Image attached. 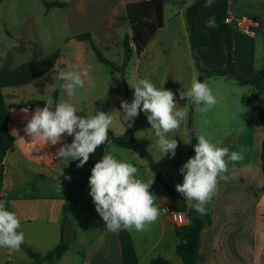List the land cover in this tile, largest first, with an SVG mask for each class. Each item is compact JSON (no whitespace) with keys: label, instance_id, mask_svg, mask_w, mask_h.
<instances>
[{"label":"crops","instance_id":"obj_1","mask_svg":"<svg viewBox=\"0 0 264 264\" xmlns=\"http://www.w3.org/2000/svg\"><path fill=\"white\" fill-rule=\"evenodd\" d=\"M195 1L168 0L164 12L165 21L167 10L170 11L172 18L178 15L185 18L187 8ZM207 2L208 0H205L197 21L198 28L207 32L209 39V46L199 51L203 69L209 70L225 65L227 53L224 40L229 31L233 32L234 37L233 57L242 74L252 77L256 71L264 69V0H211L210 7L206 6ZM228 15L235 19L247 17L256 21V25L251 27L255 34L245 35L235 23H224V18ZM166 25L167 23L161 30ZM161 30L155 34L143 54L155 42ZM186 34L190 43L187 25ZM20 40L21 38L7 39L0 36V57L5 58L10 55L14 67L27 63L35 54H38L40 58L49 56L42 51V46L37 39L31 40L38 45V48H35L30 41L22 46ZM74 40L76 39H68L67 43L70 44ZM76 41L79 43L78 48H84L87 46L86 43H89ZM57 64L68 70H71L72 65H78L81 69L89 66L84 51L78 52L74 59H69L61 53ZM2 65L3 62L0 60V67ZM199 74L203 75L200 71ZM56 75L57 73L50 71L24 87L3 90L6 103L11 107L9 130L15 142L4 160V180L0 201L5 204L10 203L12 211L20 220L21 227L18 230L23 232L24 241L38 252L47 254L62 242V237L65 238L68 250L61 260L54 264H123L118 232H110L105 228V221L97 213L90 196L89 177L91 173L87 163L83 167H77L79 160L57 157L56 152L62 146L61 143L51 145L50 143L45 144L42 140H32L23 130L34 110L40 107L29 105L30 101L51 102L52 107L60 102H69L75 106L77 115L93 116L96 101L93 97L95 83L91 71L89 70V76L84 78L85 86L83 87L90 97L88 102L80 100L75 94L68 97L62 87L64 81L58 79ZM203 81L212 88L217 104L207 112H199L196 110V105H191L190 122L196 135H205L219 146L227 147L229 153L243 149L244 158L234 166L229 163V172L226 175L235 177L232 179V191L227 197L223 221L217 233L214 234L215 238L213 235L211 237L212 254H206L201 244V251L205 256L201 264H226L224 252L234 245L233 237L240 230L248 227H251L256 240L259 239L260 234H263V243H261L259 254L256 255V261L260 258L258 264H262L261 258L264 257V173L261 157L264 123L260 121L257 108L264 106V96L260 97L251 85L236 78L203 75ZM129 89L130 101H132L130 84ZM176 102L187 113L177 133L186 135L185 123L188 119V107L182 106L177 100ZM25 108L28 109L27 113L22 111ZM109 110L110 113L113 112L114 119L116 118L120 123V127L115 124L110 127V130L117 136L135 128L134 121L131 122L132 127L129 128L127 122L122 118L120 120L114 107H110ZM122 115L121 111V117ZM143 120L141 119V129L144 132L141 134L152 135L151 127L145 126ZM14 129L17 131L16 135L13 133ZM148 139L141 142L137 138V141L152 152L162 176L172 188L174 184L170 179H173V175L168 176L166 172L164 174L160 163L163 162L172 171L178 170L181 168L178 160L179 153L176 151L174 157L171 153L164 155L158 148V138L152 135ZM187 139L186 135L185 145L190 158L192 149L188 148ZM72 141L71 136L65 135L63 138V143L71 144ZM179 149L178 144V152ZM106 152L114 154L122 161L132 163L138 169V177L144 182L154 179L150 191L156 197L155 202L161 214L147 230L131 231L139 264H151L157 258H165L173 264H183L176 254V247L179 243L175 233L176 227L170 217L162 212V208L164 204H168L178 211L187 213L194 201H187L182 195H171L158 181L148 162L131 151L110 144ZM223 181L218 184L219 187L226 182ZM245 189H253L254 192L251 197L253 209L248 216L244 215L243 208L239 206V200L243 197L233 194L239 190L244 192ZM233 202H236L238 206L235 211H230L229 207H232ZM65 212L67 224L64 225ZM208 227H211V223L206 228ZM221 237H223V242L217 244V240ZM10 263L37 264L21 249L13 252L0 248V264Z\"/></svg>","mask_w":264,"mask_h":264},{"label":"clouds","instance_id":"obj_2","mask_svg":"<svg viewBox=\"0 0 264 264\" xmlns=\"http://www.w3.org/2000/svg\"><path fill=\"white\" fill-rule=\"evenodd\" d=\"M206 6H211V0ZM52 71L64 81L62 87L68 97H72L77 88H83L84 78L89 76V69H81L78 65H72L68 70L57 64L53 65ZM132 88L134 99L120 102L122 117L116 111L120 120L122 118L130 128L131 122L143 111L158 138L160 151L164 155L171 153L174 157L178 142L169 138V133H175L181 127L187 115L184 108L178 106L171 90L157 88L149 79L138 80ZM179 95L180 99L187 97L191 100L199 112H207L217 104L209 84L195 76L190 87ZM22 111L27 113L28 109ZM112 113L96 111L93 116H79L72 103L60 102L53 108L48 102L43 108L34 110L23 130L32 140H42L51 145L61 143L56 156L79 160L77 167H83L90 155L108 141V131L113 124ZM13 133L16 135L17 131L14 129ZM65 135L73 137L71 144L63 143ZM195 136V155L180 168L183 182L177 184L175 190L185 200L194 201V210L205 215L206 205L217 194L219 181L230 178L226 175L229 163L234 166L244 158L243 149L229 153L227 147L219 146L205 135ZM137 173L138 169L132 163L122 161L109 152H105L91 169L90 196L97 213L105 221V228L110 232L145 231L161 214L156 197L150 191L154 179L144 182ZM20 227L17 214L7 210L5 202L0 201V248L13 252L20 250L24 243V234L18 231Z\"/></svg>","mask_w":264,"mask_h":264},{"label":"rangeland","instance_id":"obj_3","mask_svg":"<svg viewBox=\"0 0 264 264\" xmlns=\"http://www.w3.org/2000/svg\"><path fill=\"white\" fill-rule=\"evenodd\" d=\"M47 1L62 2L66 4V7L52 8L47 11L41 0H2L0 3V36L2 35L7 39H12V37L15 39L21 38L20 44L22 46L29 41L34 44L31 39H37L45 54L51 55L55 51L60 50L69 59H74L78 52L84 51L87 64H89L88 68L94 76L95 83L93 97L96 104L94 112L91 111L92 114L95 115L96 111L110 114V107H114L117 112L121 113L120 102L121 100H126L123 76L117 73L112 74L106 66L99 63L89 43H86L87 46L84 48H78L79 43L76 40L70 44L67 43V40L80 34L91 33L95 44L104 55L108 59L122 65L124 59L123 41L127 34L132 35L126 5L135 0ZM165 23H167L166 27L159 32L155 42L151 44L146 53L141 56L134 54L132 57L126 70V82L131 86L132 100L134 99V88L132 87L135 86L138 80L146 78L157 88L171 90L175 94L176 100L182 106L188 107L189 113L185 123V134L188 137V148L192 149L189 131L192 101L188 100L187 97L180 99L179 93L190 87L193 75L198 79H200L201 75L195 67L191 56V47L186 34V19L179 15L172 18L170 11L167 10ZM34 47L38 48V45L34 44ZM75 95L80 100L87 102L90 99L84 88H77ZM187 103L190 104L187 105ZM141 119H144L145 126L151 127L147 121L146 114L141 111L138 117L134 119L135 128L132 129L135 136L137 134V138L141 142H145L152 135L156 137L153 129L152 135L141 134V132H144L141 129ZM113 124L120 127V123L114 117ZM186 135L178 134L177 131L169 133V138L177 140L180 145L179 152L177 149L176 151L179 153L178 160L181 167L189 159L188 149L185 145ZM149 142L151 143L150 140ZM153 148L155 149V147ZM149 152L152 154L151 151ZM160 164L164 174L173 175V179L170 180L174 184L172 188L175 193L182 195L175 190V186L183 182L180 168L172 171L163 162ZM229 177L221 187L218 186L214 209L210 214L211 227L206 228L202 233L203 251L209 255L212 254L211 237L213 235V238H215L214 234L217 233L223 221L224 207L228 201L227 197L232 191L231 185L234 178L232 176ZM233 194L234 196L243 197L239 200V206L243 208L244 215L248 216L253 209V201L251 199L252 195H254L253 189H245L244 192L239 190ZM237 206V203L233 202L229 210L235 211ZM250 228L240 230L233 237L234 245L224 252L226 264L259 263L260 258L256 261V255L260 252L263 234H260L259 239L256 240ZM222 242L223 237L217 240V244ZM261 263L264 264V257L261 258Z\"/></svg>","mask_w":264,"mask_h":264},{"label":"trees","instance_id":"obj_4","mask_svg":"<svg viewBox=\"0 0 264 264\" xmlns=\"http://www.w3.org/2000/svg\"><path fill=\"white\" fill-rule=\"evenodd\" d=\"M2 0H0L1 3ZM50 11L52 8L66 7L62 2H49L41 0ZM168 0H135L126 5L132 35L127 34L123 41L124 59L122 65L108 59L104 53L95 44L91 33H84L77 35L76 40L80 42H89L91 49L94 52L99 63L106 66L112 74H121L123 76L125 87L126 101H130V89L126 82V70L129 62L134 54L141 56L148 44L152 41L155 34L165 26V6ZM205 0H196L191 4L185 13L187 29L190 36L191 56L196 68L201 74L206 76H226L236 78L241 82L251 85L260 97L264 96V69L256 71L252 77L244 76L238 68L237 63L233 57L234 37L233 32L229 31L225 37L224 43L227 53V61L225 65L219 68H212L204 70L202 67L199 51L209 46V39L207 32L201 31L197 26L200 12L204 6ZM61 56V51L57 50L51 55L40 58L38 54L20 66L14 67L13 59L10 55L5 58L0 57L3 65L0 67V196L2 192V184L4 180V160L8 150L15 142L14 136L9 130V123L11 117V107L6 103V98L3 90L6 88H19L31 84L43 75L52 71L53 65H56ZM46 101H30L29 105L44 107ZM194 106L193 103H191ZM56 104L53 106V108ZM260 121L264 123V106L257 108ZM108 141L99 147L94 154L90 155L87 161L88 168L91 169L95 163L99 161L103 154L107 151L108 146L114 145L121 149H126L138 155L141 159L146 160L150 168L156 174L158 181L165 187L171 195L177 196L167 181L162 176L160 168L152 154L144 146L140 145L136 139L133 129H129L125 134L117 136L112 130L108 131ZM193 157L194 150H190ZM261 165L264 173V142L262 146ZM221 181H219L220 183ZM216 195L206 205V214L201 215L194 210L192 205L188 208L187 216L189 223L186 226L176 227L175 233L179 240L176 247V254L182 260L183 264H201L205 260V256L201 251L202 233L204 229L210 225V214L213 211ZM195 203V202H194ZM7 210L12 211L10 203L6 202ZM67 224L66 212L64 213V222ZM19 231V230H18ZM122 262L123 264H139V257L136 251L134 240L130 231L121 230L118 232ZM31 259L37 264H54L61 260L66 251L68 244L65 238L62 237V242L47 254H42L27 244L25 241L20 247ZM151 264H173L165 258L154 259Z\"/></svg>","mask_w":264,"mask_h":264},{"label":"built area","instance_id":"obj_5","mask_svg":"<svg viewBox=\"0 0 264 264\" xmlns=\"http://www.w3.org/2000/svg\"><path fill=\"white\" fill-rule=\"evenodd\" d=\"M224 23L233 24L235 23L240 31L245 35H254L255 33L252 31V26L256 25V21L251 20L247 17L235 19L232 16L228 15L224 18ZM167 209V210H165ZM162 212L168 215L175 225V227L186 226L189 223V219L186 212L178 211L173 208V206L164 204L162 208ZM15 264V263H10Z\"/></svg>","mask_w":264,"mask_h":264},{"label":"water","instance_id":"obj_6","mask_svg":"<svg viewBox=\"0 0 264 264\" xmlns=\"http://www.w3.org/2000/svg\"><path fill=\"white\" fill-rule=\"evenodd\" d=\"M201 82L203 81V75H201L200 76V79H199ZM189 131H190V138H191V148L192 149H194V146L196 145V143H197V139H196V136H195V134H196V132H195V130L193 129V127H192V123L190 122V124H189ZM185 210H187V209H185Z\"/></svg>","mask_w":264,"mask_h":264}]
</instances>
